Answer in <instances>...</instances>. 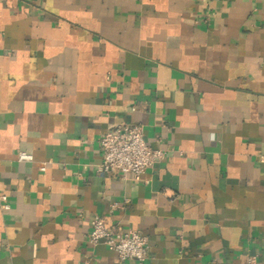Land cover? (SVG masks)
I'll use <instances>...</instances> for the list:
<instances>
[{
	"label": "crops",
	"instance_id": "obj_1",
	"mask_svg": "<svg viewBox=\"0 0 264 264\" xmlns=\"http://www.w3.org/2000/svg\"><path fill=\"white\" fill-rule=\"evenodd\" d=\"M121 123L139 178L98 172ZM0 194V264H264V0H0Z\"/></svg>",
	"mask_w": 264,
	"mask_h": 264
},
{
	"label": "built area",
	"instance_id": "obj_2",
	"mask_svg": "<svg viewBox=\"0 0 264 264\" xmlns=\"http://www.w3.org/2000/svg\"><path fill=\"white\" fill-rule=\"evenodd\" d=\"M103 159L98 166L100 174L120 172L139 178L150 166L164 158L165 152L149 146L144 138L143 126L121 123L110 129L101 137ZM21 161H34L33 154L19 151ZM3 209H10L6 194H0ZM90 243H104L117 254L120 262L135 260L145 261L149 257V239L140 230L113 229L107 226L104 216L95 215L92 219ZM249 264H258L257 255L248 258Z\"/></svg>",
	"mask_w": 264,
	"mask_h": 264
}]
</instances>
